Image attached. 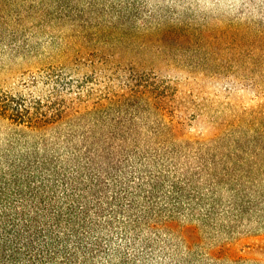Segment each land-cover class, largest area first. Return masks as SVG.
Masks as SVG:
<instances>
[{
	"label": "rangeland",
	"instance_id": "374dc122",
	"mask_svg": "<svg viewBox=\"0 0 264 264\" xmlns=\"http://www.w3.org/2000/svg\"><path fill=\"white\" fill-rule=\"evenodd\" d=\"M59 1L0 9V264H264V0ZM131 73L157 107L98 103ZM12 96L63 113L24 127Z\"/></svg>",
	"mask_w": 264,
	"mask_h": 264
},
{
	"label": "trees",
	"instance_id": "16d2710c",
	"mask_svg": "<svg viewBox=\"0 0 264 264\" xmlns=\"http://www.w3.org/2000/svg\"><path fill=\"white\" fill-rule=\"evenodd\" d=\"M18 0H0V9H4L6 6L5 5H10L11 3H15ZM69 1L68 0H60L58 7L56 9V12L62 11L61 9L65 8H71L69 6ZM19 5H16L15 8H18ZM15 12V9H13ZM17 18L22 17L21 12L16 13ZM20 23V22H17ZM53 71L50 73V77L54 78V83L56 86L61 85L62 83H66L68 81H65L66 78L63 76V72H56V70L52 69ZM147 76L143 75H136L135 73H131L128 78H126V81L124 82L125 88L122 87V89H115L112 86L106 87V90L104 92V96H100L98 103H104L102 101L107 100L110 104L114 105H124L128 106L131 108L138 109L142 104V100H144L148 104H152L155 106V103H153V99H158L161 100L165 94L164 90L157 84L152 83L150 79L146 78ZM25 101L24 98L19 97L16 98L14 96L9 97L3 104L4 108V115L12 119L15 124H21L24 125V127H30L32 129H37L39 127H42L46 124H49V122L52 119L57 118L60 114L63 113L64 107H59V103H57L56 106L52 107L53 109L50 111L48 108L47 109H40L36 108L35 110H32L31 107L28 105H23V102ZM156 102V101H155ZM157 107V106H155ZM143 185V183H139V186ZM132 207L138 206L135 201L131 203ZM62 208L60 207L58 211L56 212L55 218L57 224H60L61 221L64 219L65 214L61 210ZM71 213L68 215L72 216V208H71ZM142 212H145L144 215L142 216H136V219L132 220V223L134 225V228L136 229L137 226L142 227H147L149 230L142 228L144 230L143 232L145 233L142 238L139 240V245H143L144 247H147L149 244H151V239L146 235L150 229H155L159 227V222L158 216L161 213L160 211L154 212L151 210L146 211V210H141ZM75 212L73 213V215ZM83 220V218H82ZM131 223V224H132ZM165 225H169L168 222L163 223ZM54 232L53 227L51 229H46L44 232L43 230H39L36 232V236L45 244V246H54L55 243H57L53 237L52 234ZM126 234H129L130 232H125ZM146 236V237H144ZM54 242V243H53ZM59 243V242H58ZM133 244H136V242H133ZM114 250L118 253L119 258L124 262V263H133L139 258V253L132 255L128 253V251L125 250L124 247L121 245H118L114 248ZM43 253L44 250L42 249ZM48 255L52 257L53 253L51 249L47 251Z\"/></svg>",
	"mask_w": 264,
	"mask_h": 264
}]
</instances>
